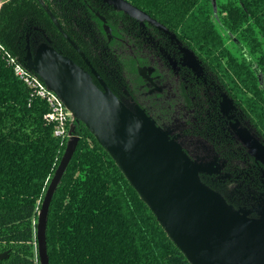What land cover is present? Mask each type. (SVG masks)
I'll list each match as a JSON object with an SVG mask.
<instances>
[{
	"label": "trees",
	"instance_id": "16d2710c",
	"mask_svg": "<svg viewBox=\"0 0 264 264\" xmlns=\"http://www.w3.org/2000/svg\"><path fill=\"white\" fill-rule=\"evenodd\" d=\"M42 1L77 44L67 30L68 18L79 20L93 8L100 9V1L108 19L115 10L106 0ZM126 1L196 53L264 143V0H217L218 19L231 39L216 26L213 0ZM59 26L39 0L0 4V253L10 254L0 264H40L38 213L69 137L55 135L54 123L47 119L51 105L18 77L13 61L25 67L27 44L34 49L37 42L48 40L68 55L62 48L71 45ZM70 122L81 139L50 206V263L192 264L86 124L75 118ZM233 138L226 136L234 145ZM208 176L201 174L205 183L225 195ZM225 198L240 207V199L227 193Z\"/></svg>",
	"mask_w": 264,
	"mask_h": 264
},
{
	"label": "water",
	"instance_id": "95a60500",
	"mask_svg": "<svg viewBox=\"0 0 264 264\" xmlns=\"http://www.w3.org/2000/svg\"><path fill=\"white\" fill-rule=\"evenodd\" d=\"M109 1L136 17L150 18L125 0ZM187 54L191 64L197 61L193 53ZM24 64L63 100L72 119L84 122L109 151L192 264H264V199L240 207L229 203L203 181L201 174L211 173L210 168L193 161L144 109L132 99L120 100L98 75L104 90L100 89L82 67L49 40L37 42L34 49L28 43ZM74 129L71 123L66 149L38 213L40 264H51L47 244L49 211L81 139ZM256 141L247 145L259 153ZM261 156L257 158L264 162V154ZM9 256L8 251L2 252L0 260Z\"/></svg>",
	"mask_w": 264,
	"mask_h": 264
},
{
	"label": "flooded vegetation",
	"instance_id": "af4514ba",
	"mask_svg": "<svg viewBox=\"0 0 264 264\" xmlns=\"http://www.w3.org/2000/svg\"><path fill=\"white\" fill-rule=\"evenodd\" d=\"M97 4L100 9L93 8L79 20L67 19V30L72 31L79 44L60 29L71 45L69 49L62 46L68 53L65 56L82 67L100 89L104 90L98 75L116 96L122 100L132 99L163 128L139 99L142 89L139 87L141 81L138 80V70L141 66L146 67V63L136 61L134 65V57L126 60L118 54V49L127 42L139 53L140 59L154 57L152 65L162 73L163 80L167 82L166 92L171 93L166 96L171 102L168 109L174 115L171 120L173 124L182 127V133L179 134L206 140L213 149V161L217 164L220 163L219 159L224 161L217 173H213L215 169L207 173L208 179L220 186L225 197L227 193L235 200L240 199L239 206L251 204V195L264 193V162L232 129L231 117L224 108L226 92L216 84L212 72L177 35L159 25L148 13L145 12L150 18H139L111 3L115 10L112 19H108L101 11L103 1ZM77 12L81 13V10L77 9ZM87 13L90 15L86 16ZM187 52L193 53L197 61L191 64V56ZM233 113L242 124L249 126L257 140L264 145L236 108ZM204 128L206 130L202 133L201 129ZM169 134L171 138L177 139L178 132ZM229 135L234 137V145L226 140ZM184 150L190 156L188 149Z\"/></svg>",
	"mask_w": 264,
	"mask_h": 264
},
{
	"label": "rangeland",
	"instance_id": "374dc122",
	"mask_svg": "<svg viewBox=\"0 0 264 264\" xmlns=\"http://www.w3.org/2000/svg\"><path fill=\"white\" fill-rule=\"evenodd\" d=\"M213 17L214 21L216 23L217 28L219 31L223 34V36L226 39L230 38V32L221 24V21L218 19V7H217V0H213ZM232 40L235 42L236 45V38L233 37ZM230 47L232 48V42H228ZM118 54L123 55L124 59H128L129 57H134L133 64L135 65L136 61H140L143 63V61L146 63V67H140L139 68V77L138 80L141 81V84L139 87H141V95H139V99L141 100L142 104L147 108L151 113L152 116L163 126L164 130L166 132L174 133L175 131L178 132L176 135V138L180 141L179 143L184 147L187 148L190 152V157L193 161L204 164L202 166H207L208 168L213 171V169L217 170L221 167V165L224 164V161L222 159H219L220 163L217 164V162L213 161L212 158V152L213 149L210 146V144L202 139V138H194V137H188L185 135L179 134L182 133V127L176 126L173 124L172 116L174 118V115H171L170 110L168 109L171 102H169V97H166L170 95V92H166L165 86L167 85V82L163 80L162 73H159L158 70L154 68L152 65V61L154 60V57H144V59H140L139 53L135 50L134 47L129 46L127 42L124 43L123 46H121L118 49ZM151 62V63H150ZM135 78L137 76L135 75ZM168 81V80H167ZM170 91V90H169ZM169 100V101H168ZM224 108L226 113L231 117V125L232 129L236 133L238 137L245 140L246 144L247 142L255 143V140L257 139L254 133L250 130L249 126L244 125L241 123V121L236 118L235 114L233 113L235 107L232 104V101L226 97V103L224 104ZM72 121V119H71ZM74 123V122H72ZM248 123V122H247ZM71 125V122H70ZM176 139V140H177ZM256 147L259 149V153H256V150L254 147L250 146V149L258 156L262 157L261 155L264 154V147L259 141H256ZM213 173H217L215 171ZM250 198V197H249ZM252 203L262 201L264 199V193H259L257 195H251ZM262 212L264 214V205L261 207Z\"/></svg>",
	"mask_w": 264,
	"mask_h": 264
},
{
	"label": "built area",
	"instance_id": "2783aa9c",
	"mask_svg": "<svg viewBox=\"0 0 264 264\" xmlns=\"http://www.w3.org/2000/svg\"><path fill=\"white\" fill-rule=\"evenodd\" d=\"M14 62V70L18 77L29 87L33 88L37 95L45 98L52 107V111L47 115V119L54 123V133L56 136L69 137L68 123L72 119V113L65 106L63 100L51 90L36 74L30 72L21 64Z\"/></svg>",
	"mask_w": 264,
	"mask_h": 264
}]
</instances>
